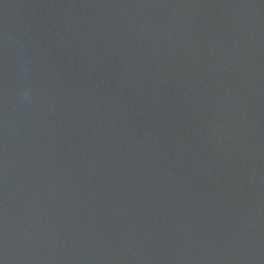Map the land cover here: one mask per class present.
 I'll return each instance as SVG.
<instances>
[{
  "label": "water",
  "instance_id": "water-1",
  "mask_svg": "<svg viewBox=\"0 0 264 264\" xmlns=\"http://www.w3.org/2000/svg\"><path fill=\"white\" fill-rule=\"evenodd\" d=\"M0 264H264V0H0Z\"/></svg>",
  "mask_w": 264,
  "mask_h": 264
}]
</instances>
